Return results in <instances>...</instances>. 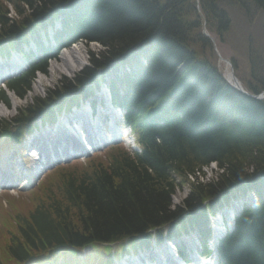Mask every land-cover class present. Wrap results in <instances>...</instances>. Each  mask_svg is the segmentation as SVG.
Listing matches in <instances>:
<instances>
[{"label": "trees", "instance_id": "16d2710c", "mask_svg": "<svg viewBox=\"0 0 264 264\" xmlns=\"http://www.w3.org/2000/svg\"><path fill=\"white\" fill-rule=\"evenodd\" d=\"M66 1L75 0H0V44L14 40L24 27ZM250 3L262 13L264 30V0H199V7L207 21L222 23L217 30L223 33L228 28L224 9L237 5L251 17L256 11L248 9ZM9 4L17 18L8 17ZM78 5L85 8L79 19L84 42H97L102 50L89 52L90 65L48 88L45 99H38L27 111L38 110L41 102H52L64 90L91 80L98 67L154 36L156 46L148 66L127 78L135 85L130 86L134 92L131 111L139 108L142 115L165 105L178 109L182 118L156 132L159 143H151L142 159L119 153L109 164L98 162L89 173L66 174L60 197H51L45 207L32 211L19 228L20 237L10 241V256L18 259L24 255L22 245L36 241L69 245L117 239L141 234L185 212L191 225L204 214L202 200L253 176L258 178L251 186L264 182V101L242 103L208 86V81L220 90L227 85L211 64L203 67L188 51L203 39L192 35L200 22L193 0H86ZM40 69L44 71L45 66ZM29 85L27 77L9 82L20 96ZM258 85V90L264 87ZM6 124L0 122V128ZM211 162L218 167L217 173L203 184L196 175L204 174L202 168ZM190 176L195 183L191 181L187 197L174 205L171 195ZM221 249L229 264H264V196L244 210L236 231Z\"/></svg>", "mask_w": 264, "mask_h": 264}, {"label": "rangeland", "instance_id": "374dc122", "mask_svg": "<svg viewBox=\"0 0 264 264\" xmlns=\"http://www.w3.org/2000/svg\"><path fill=\"white\" fill-rule=\"evenodd\" d=\"M248 9H252L256 12L253 13L250 17L248 16L249 14L244 15L243 9L238 7L237 5H234L231 9L227 8L225 11H227L226 15L229 20V28L223 33L219 31V35V29L217 30V27L219 25L222 28V23L214 24L213 21H207L206 19H204L205 21L203 20L204 22L201 20L200 22H197L198 24L192 28V35L194 37L198 34L204 37V39H198L195 47L193 48V53L194 58L199 59L200 56H208V48H210L211 50H213L211 54L214 55V58L217 60L218 64H222L223 72L225 71V75L227 73L226 69L229 71L228 67L224 66V60L226 59L230 62L232 74L237 77L238 80L243 83L251 81V83L253 84L252 86L258 87V84H264V30L261 23L262 16L260 15L258 9L253 4H251V6H248ZM199 18L202 19L201 16H199ZM208 36L212 38L211 42L208 39ZM101 48L102 46L96 43H92L85 47L77 44L76 47L70 50V52L72 51V63L70 66L74 67L75 69H79L81 65L80 63L85 64L87 62L89 52H97L101 50ZM63 74L65 75L67 73L61 69L55 68L52 74L46 77L48 80H41L38 84L34 82L32 85V89L26 93V100L18 99L19 102L17 104L23 106L25 105V102H28V100H33L36 94L42 95L43 89L50 87L54 83V80L59 76H62ZM253 76H256V78L253 79ZM177 92L179 93L180 90H177ZM10 105L11 101L9 103V106ZM1 110L2 109H0V111ZM8 114L9 113L5 114L6 117H11L14 114V110L11 109V114ZM65 167L66 168L64 169V171H71L72 168H74L72 167V165ZM78 168H80V166H78ZM215 172L216 168L212 164L211 166L205 168L204 175L206 177L202 179L208 181L210 178H214ZM197 179L199 181L198 177ZM191 181L193 182L194 179L190 181L188 180V185H184L185 183H182V189L175 192L172 199L174 203H178L185 197L186 193L190 190L189 184L191 183ZM55 192L56 193L54 194H57V191ZM26 198H28V196ZM26 198H23V200ZM26 208L30 207L28 205H24V210H26Z\"/></svg>", "mask_w": 264, "mask_h": 264}, {"label": "bare ground", "instance_id": "6f19581e", "mask_svg": "<svg viewBox=\"0 0 264 264\" xmlns=\"http://www.w3.org/2000/svg\"><path fill=\"white\" fill-rule=\"evenodd\" d=\"M41 39H43V38H37L36 41L41 40ZM203 39H204V37H203ZM208 39L211 42L212 38L209 37ZM203 42H204V40H203ZM14 49H16V48L14 47ZM208 51H209L208 52V56L204 55L203 59L200 60L202 62L201 63L202 66L207 68L208 64H212L213 63L210 68L212 70H214L216 73H218L220 75H224L225 79H226L225 82H230L231 83V86H224V90H220L218 87H216V85H213V83L209 82V81H208V86H214L212 88L213 89L215 88V91L218 90V92L222 93V95H224V97H227V93H228L229 96H234V98L239 99L242 103H246V102L251 103L252 100H255L254 96L256 95V93H258L259 85H258V87H256V86H252L253 84L251 83V81L243 83L240 80H238L237 77H235L232 74L231 65H230V62L228 60H226L225 64H224V66L228 67V69H229V71L226 69L227 73L225 75L224 74L225 71L223 72L222 64H218L217 60L214 58V55L211 54L213 52V50L208 48ZM68 59H70L72 61V57L70 55H69ZM205 59H209L211 62L207 63V62L204 61ZM64 60L65 59H62L61 62L52 63L50 67L51 68L63 69V70L67 71L66 73H70L71 74L72 73L71 67H70V65L68 63L64 62ZM197 61H198L197 63L200 62L199 60H197ZM252 78L255 79L254 77H252ZM39 81H41V80H39ZM208 91L210 92L211 90L208 89ZM215 91H213V92H215ZM123 94H127V93L123 92L122 95ZM225 100H226V98H225ZM12 102H13V105L16 102L14 97H12ZM1 111H0V113H1ZM7 111H9V110H7ZM156 115L159 116L162 119V118H164L166 116V112L163 109H161V111L156 113ZM245 121H246V119L245 120L243 119V121L240 120V123L245 122ZM63 127H65V125H63ZM61 133H65V131H61ZM68 136L69 135H67V138H68ZM70 143H71V140H70ZM211 164H215V162H211ZM196 177H198L199 181L202 182L203 184L206 183L205 182L206 180L202 179V178H204V174H197ZM247 185H249V184H247ZM253 195H254V192H252L251 190L250 191H244L243 188H231V192L221 191V192L216 193L215 195H213L211 197L212 199H214L216 201L215 209L213 210L211 216H209L208 218L200 221V226L204 230L208 231L210 229V227H211V223H212V220L214 218L220 217L223 220L227 219L225 217V212H226L225 209H227L228 207H231L232 204L234 205L233 207H235L238 203H240L242 201H244L246 204H248L249 202H251V200L253 198ZM220 231L221 232L220 233L218 232V234H221V233L225 234L226 233V231L224 229H222V228L220 229ZM10 233L14 234V229H12Z\"/></svg>", "mask_w": 264, "mask_h": 264}]
</instances>
